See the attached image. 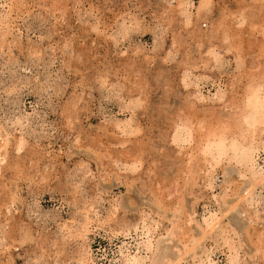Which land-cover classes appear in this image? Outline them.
<instances>
[{
	"label": "rangeland",
	"instance_id": "374dc122",
	"mask_svg": "<svg viewBox=\"0 0 264 264\" xmlns=\"http://www.w3.org/2000/svg\"><path fill=\"white\" fill-rule=\"evenodd\" d=\"M203 2L0 0V264H264L247 235L264 229V182L241 203L239 165L204 176L182 161L196 139L170 140L180 116H237L264 68V0ZM208 217L235 233L232 263ZM181 234L199 239L186 253Z\"/></svg>",
	"mask_w": 264,
	"mask_h": 264
},
{
	"label": "bare ground",
	"instance_id": "6f19581e",
	"mask_svg": "<svg viewBox=\"0 0 264 264\" xmlns=\"http://www.w3.org/2000/svg\"><path fill=\"white\" fill-rule=\"evenodd\" d=\"M209 1L210 0H204L203 4L206 5ZM240 5L242 7L244 6L243 4H240ZM240 5L238 7L239 11L240 10L242 11V9L243 10L246 9L248 6L247 5L245 6L246 8L244 7L241 9ZM250 52L252 53V51ZM261 58L263 59V57ZM256 73L257 74L254 77V79H256V77L257 78L259 77L261 79H259V81H256V82L255 81L252 82L248 86V88L243 93L240 103H239V100H234L233 103L230 104L232 107H235V108L239 107L237 116L234 112V114H230L231 116L228 114L229 118L228 117L226 118L227 116L226 115L225 116L226 119L221 120L222 118H220L215 123H210L209 120L208 122H206L204 120V117H196V120L193 118L194 119V122H193L191 118L182 117L181 119V116H180L178 117L174 125L172 126V129L170 128V130L172 131L170 140L172 141V143H174L178 147H180L179 144L188 143V142L191 143L192 141H194V139H196L195 140L196 147L195 146L192 148L189 147L188 155L186 154V152H185L186 155L183 153L186 156V158H184V160L182 159V161L185 162L187 169L190 170L192 166H195V167L200 166L198 163V161H200V164L202 165L201 170L203 171V175L210 176L209 169H213L215 166L219 165V163H221L222 161H225V160L234 161L237 165H239L241 169V172H239L240 175L248 176L250 179V186L248 188L246 187L247 189L245 190L242 197L239 199V202L241 203L242 201H250V199L252 198L253 190L258 185H261V183L263 184L264 182V174L262 172L260 173L256 171L254 168V157L256 155V152L259 149H262L264 151V138H262L263 137L262 132L264 130V81L262 80L264 78V68L263 67L259 68V70ZM183 82L185 83L186 80L184 79ZM195 96L194 98L198 99L197 96L196 97ZM195 123H197L196 125H198L196 130L195 128H193L195 126L194 125ZM115 126L118 130H120L122 134H127L130 131L132 133L137 132L136 130L134 132L133 128L131 130L129 124L123 127L120 126L119 124H116ZM125 128L128 130H126ZM196 133H197V136H195ZM2 140H3L2 143L0 142V149H2L3 156H1L2 154H0L1 156L0 162L1 160L4 159L6 155V150H7V145H8L7 139L3 138ZM115 142L118 144H124L126 142H130V140L122 138V137H117ZM23 144H24L23 138H17L14 141L15 149L18 151L22 147ZM97 155L102 156V154H99V153ZM195 170L193 172H195ZM231 184H232V181H231ZM157 202H158V206L159 205L161 206L160 201H157ZM179 206H180V209L182 210L183 205L179 203L178 209H179ZM203 222H204V225H203L204 235L211 233V235L214 236L215 244L217 243V241H221L222 245H225L227 248V251L229 252L228 262L232 263L234 256L236 254V251H237L236 246L233 245V240L231 237V235L235 237L234 235L235 233L233 231H230L229 228L227 229L226 227L227 225L223 224L222 222V217L221 218L208 217L205 219L203 218ZM177 227L178 226L173 225L171 228H169L168 231H170L171 235H179V232L176 231V229H178ZM141 229L145 230V232L143 233H145L144 235L146 236V240L142 243L144 244V247L149 250L151 246L149 235L152 234L151 233L152 231L147 226V224H145L144 222H142ZM229 233H231V235ZM247 233H248L247 235L250 236L248 237V239L253 245L254 251L259 253L260 257H264V229L257 230L253 228L251 232H247ZM181 236L183 235L181 234ZM190 237L192 236L191 235L188 236V234H184L183 239H182L183 248H185L184 250L185 253L188 250H192L193 245L197 241H199V239H194L192 241ZM23 239L24 238H22V240ZM120 253H121L120 257H121L122 264H141V262H139V260L141 259L138 258L139 259L138 260L135 256H128V255H123L122 252ZM85 261H86V258H85ZM90 262H91L90 264H94L92 261ZM178 262H180V260H177L171 264H177ZM84 264H88V263L85 262ZM207 264H212V263L211 261L207 260Z\"/></svg>",
	"mask_w": 264,
	"mask_h": 264
}]
</instances>
